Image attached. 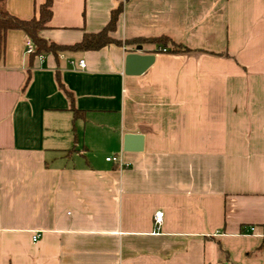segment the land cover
Instances as JSON below:
<instances>
[{
  "label": "crops",
  "instance_id": "crops-1",
  "mask_svg": "<svg viewBox=\"0 0 264 264\" xmlns=\"http://www.w3.org/2000/svg\"><path fill=\"white\" fill-rule=\"evenodd\" d=\"M44 1L4 6L28 20ZM121 3L112 37L192 52L142 45L154 60L134 76L136 47L30 59L26 35L6 33L0 264H264V0H52L40 36L72 45Z\"/></svg>",
  "mask_w": 264,
  "mask_h": 264
},
{
  "label": "trees",
  "instance_id": "trees-1",
  "mask_svg": "<svg viewBox=\"0 0 264 264\" xmlns=\"http://www.w3.org/2000/svg\"><path fill=\"white\" fill-rule=\"evenodd\" d=\"M5 1L0 0V56L4 50L6 33L9 30H20L26 35L33 47L32 52L29 54L30 59L43 53L57 56L58 53L64 51H97L111 44L131 47L132 49L138 45H149L152 47L149 53L165 51L169 54L178 55L192 52L185 45L177 43L166 36L136 38L125 41L112 37L111 34L115 32L118 17L122 12V3L111 11L109 21L99 32L84 34L80 41L72 45H60L46 41L40 36V32L47 27L51 19L52 0H45L43 4L39 5L37 16L28 20L19 19L11 15L4 6ZM29 80L30 73L28 72L22 87L23 90L26 88ZM55 82L58 89L68 100L69 110L72 113V121L81 118L82 113L75 107L73 93L63 84L58 71L55 73Z\"/></svg>",
  "mask_w": 264,
  "mask_h": 264
},
{
  "label": "water",
  "instance_id": "water-1",
  "mask_svg": "<svg viewBox=\"0 0 264 264\" xmlns=\"http://www.w3.org/2000/svg\"><path fill=\"white\" fill-rule=\"evenodd\" d=\"M142 46L138 45L135 48V52L129 53L125 58L124 73L126 75H141L143 74L153 63V55L141 54ZM141 136L139 135H127L125 137V147H129V144L134 145V150H140Z\"/></svg>",
  "mask_w": 264,
  "mask_h": 264
},
{
  "label": "built area",
  "instance_id": "built-area-1",
  "mask_svg": "<svg viewBox=\"0 0 264 264\" xmlns=\"http://www.w3.org/2000/svg\"><path fill=\"white\" fill-rule=\"evenodd\" d=\"M33 50V47H32V44L31 42L28 40L27 41V48H26V52L27 54H30ZM41 57V56H39ZM78 66L83 68L84 67V61L83 60H80L78 62ZM107 162H112V163H116V162H119L118 161V158L116 156H113V157H107L105 159ZM162 219H163V212L161 211H157L155 214H154V222L155 224L159 225L161 222H162ZM36 236L33 237V239L35 240ZM219 264V263H217Z\"/></svg>",
  "mask_w": 264,
  "mask_h": 264
}]
</instances>
